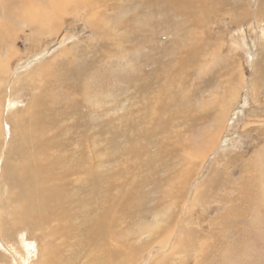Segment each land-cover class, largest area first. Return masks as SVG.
Masks as SVG:
<instances>
[{
  "label": "rangeland",
  "instance_id": "rangeland-1",
  "mask_svg": "<svg viewBox=\"0 0 264 264\" xmlns=\"http://www.w3.org/2000/svg\"><path fill=\"white\" fill-rule=\"evenodd\" d=\"M64 1L43 33L14 20L2 37L0 264H108L91 235L107 199L111 264H264V0ZM191 123L198 143L173 154ZM21 147L40 157L34 184ZM78 166L58 190L73 215L49 227L61 238L16 224L30 192ZM152 238L168 251L134 252Z\"/></svg>",
  "mask_w": 264,
  "mask_h": 264
},
{
  "label": "bare ground",
  "instance_id": "bare-ground-1",
  "mask_svg": "<svg viewBox=\"0 0 264 264\" xmlns=\"http://www.w3.org/2000/svg\"><path fill=\"white\" fill-rule=\"evenodd\" d=\"M94 1L95 0H85L83 2L85 5L82 6V7L89 8V7H91L93 5V2ZM4 4L5 5H0V9L4 7L2 13L0 14V16H2L0 18L3 19L2 21L0 20V47L3 45V39H2V37H4V32H5V30H7L5 26L6 25L7 26L9 25V23H8L9 21H12V22L14 20L18 21V24H16V25H17V28H20L21 27L20 28L21 30L22 29L24 30L26 27H31L33 29L34 36H37V35L43 33L44 30L49 29V26L51 25V23L56 18L61 17V16H66V15H62V14H64V12L66 11L65 9H68L69 8V4L66 1H64V0H9V2L7 4H6V2H4ZM86 10H84V11H86ZM8 29H9V26H8ZM29 40L32 43H35V40L36 39L34 37H29ZM0 52L2 53V51H0ZM44 70H46V69L44 68ZM146 100H147V98H146ZM197 128H198V126H194L193 123H191L187 128H185V130L183 132H180L179 135L176 134V135L173 136V137H178L177 140H180V143H181V146L178 147L177 149H174L173 148L174 149V151L172 152L173 154L176 152L177 155H178V153H179L178 151H186V150H188V148L191 146V144L193 142L192 141V137L194 136L193 135L194 134V131ZM101 134H102V132H101ZM209 141H211V140L208 137H202L201 140H199L200 143H202V142L203 143H206V142H209ZM193 143H194V145H196L198 143L197 139H194V142ZM207 146L208 145L206 144V147ZM213 146H211V144H210V147H213ZM208 147H207V149H208ZM30 148H33V147H30ZM213 148H211V149L213 150ZM21 149H22L21 150V153H22V157L24 159V164H23L22 167H18L17 169L20 170V174H21V176L24 177L25 181H28V183H27L28 185L29 184H34L36 182L37 177L39 176V174L41 172L40 157L39 156H36V155L29 156L31 154V151L26 150L23 147H21ZM172 153H171V156L173 157ZM196 153L197 152H195L194 155ZM208 153H207V156L209 155ZM180 154H182V153H180ZM204 154H205V151H204ZM207 156H204V157L207 158ZM61 159H63V157H60L59 158V160H61ZM187 161H188V159H187ZM202 161H203V159H202ZM180 162H181V160H180ZM186 162H184V163H186ZM203 163L204 162H202L200 164H203ZM200 164H199V166H201ZM79 167L80 166L74 167L73 169H64V168H62V173L57 178V180L59 181V184L56 187L52 188L48 184H40L39 186L44 187L45 190H46V192H44V193L30 192L29 195H28V201H26V203L24 205H22V209L19 210V213L17 215L16 224H23V223L27 222L29 224L37 225L39 223H43V224H46L47 225V229H48V232H46V237L59 236L61 238V235H60V231L61 230L59 232L56 229L53 232L51 230H49V227L51 226L50 223H51L52 216L55 213L59 214V216L57 217L56 221L57 222L58 221H61L60 223L65 224V223L69 222V219L72 217L73 214H72V212H71V214H68L67 213V210H66V207H62V199H63V197H62V195H59L58 190L60 188H64V184L69 180V178L71 176L73 177L74 174L80 175V173L82 172L81 171L82 170L81 169L82 167L80 168V170H79ZM198 168L199 167L197 165V169ZM85 171L86 170H84V172ZM197 173L198 172H196V174ZM83 175H84V173H83ZM200 177H201V174H200ZM50 178L51 179H54V176L51 175ZM193 180H195V178ZM78 191H82L83 192L82 186L80 188H78ZM80 194H82V193L80 192ZM195 196H196V194H195ZM111 202H114V200H108L107 199L105 201L104 205L101 207L100 211L95 215V217L93 219V225L95 226V228H94V230H93V232L91 234L93 236H97V235L100 236L101 242L99 244V247L104 251V255L106 257V261H107L108 264H111V263L114 262V260L117 258V252H118L116 249H114V247L107 248L109 242L112 240L111 239V236L109 234H107L106 237H103V234H102L103 229L106 227L102 223H107V220L108 219H112L113 222H115V217H114L113 212H114V209H115L116 205L113 204V203H111ZM201 204L203 205V203H201ZM204 205H206V203ZM141 213H143V212H141ZM145 218H146V215H145ZM157 218L158 217H156L155 220H157V221H158V219H159V221L161 220L160 218H158V219ZM157 225H158V223L156 222V226ZM160 225H161V223H160ZM160 225H158V226H160ZM63 231L71 232V230H69V229H63ZM143 234H146V233L145 232H142L139 237H141ZM45 243L46 244L43 247V251H47V249H45V248H46V246L48 244H47V242H45ZM22 244H23L24 249L27 250V253H26L27 256L26 257L28 258L30 256V254H31L30 251L33 250L32 249V245H30L29 242H23ZM155 244H156V240L152 238L151 240H149L146 243L145 246L143 244L142 246L137 247V249L134 252L135 253H139V252L142 253V252H146L147 251L146 257L149 258L150 260H152L155 252L163 251V254H164V252L168 251L167 246H162L161 248L158 249V247H156ZM165 244H166V242H165ZM55 245L56 244L54 243V244H52L50 246H55ZM83 246H85V245H83ZM128 250L129 251L127 253H128V256L130 257V258H128V260H130V259L132 260V257L135 254H129V252H130L131 249L128 248ZM45 256H47V255H45ZM67 259H69L68 258V255H67ZM48 261L49 262H52L51 260H48ZM44 264H48L47 260H44ZM60 264H65V263H64V261H62Z\"/></svg>",
  "mask_w": 264,
  "mask_h": 264
}]
</instances>
